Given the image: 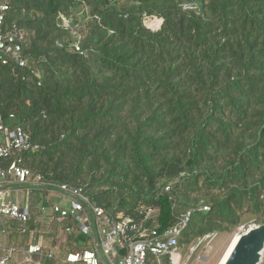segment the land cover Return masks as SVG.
I'll return each mask as SVG.
<instances>
[{"label": "trees", "instance_id": "obj_1", "mask_svg": "<svg viewBox=\"0 0 264 264\" xmlns=\"http://www.w3.org/2000/svg\"><path fill=\"white\" fill-rule=\"evenodd\" d=\"M7 2L28 64L0 66V108L37 146L26 167L133 218L137 238L189 210L180 244L264 223V0ZM9 229L28 243L18 221ZM48 237L54 256L28 264H78L68 252L91 248L75 223L59 249Z\"/></svg>", "mask_w": 264, "mask_h": 264}, {"label": "built area", "instance_id": "obj_2", "mask_svg": "<svg viewBox=\"0 0 264 264\" xmlns=\"http://www.w3.org/2000/svg\"><path fill=\"white\" fill-rule=\"evenodd\" d=\"M9 9L7 0H0V66L25 68L28 56L29 31L16 23L6 27V12ZM65 24L68 25L67 21ZM76 49L80 50L76 43ZM1 81V70H0ZM37 146L32 145L21 126L10 128L0 108V159H10L7 167L0 166V216L5 220H15L21 225L22 233L30 231L29 224L33 220L42 223H59L61 235L68 234L74 225L89 238L91 248L70 251L65 261L78 264H148V255L169 257L171 264H181L182 251L180 235L188 224L191 211L182 215L179 225H175L163 233L153 229L141 232L144 238L131 234L136 229L135 221L129 216L116 218L112 211L91 201L84 190L67 183L56 184L45 179L24 165V155ZM11 187H24L28 191H42L49 196H58L59 201L50 202L48 208L45 199L38 205L37 214L24 208L15 199L9 197ZM169 189V186L167 187ZM207 208V207H205ZM241 226L239 231H245ZM212 234L198 240L202 243ZM43 236L37 243L29 246L28 252L36 255H47L43 244ZM65 238V237H64ZM66 240V239H65ZM3 245L0 244V251ZM14 249L8 248L7 255L0 259V264H7Z\"/></svg>", "mask_w": 264, "mask_h": 264}, {"label": "crops", "instance_id": "obj_3", "mask_svg": "<svg viewBox=\"0 0 264 264\" xmlns=\"http://www.w3.org/2000/svg\"><path fill=\"white\" fill-rule=\"evenodd\" d=\"M0 184H3L1 186L7 187L1 180H0ZM8 196L18 201L22 207L29 208L31 209V211H34L35 214H37L38 212V205L42 199H45L48 208L50 207L51 204L50 202H57L60 200L58 196L52 197L38 190L28 191L24 187L16 188V190L13 189V187H11V193ZM35 223L36 224L33 225H31L32 223L29 224L31 225V227L29 226L30 231L27 233H22L21 225H20V229L18 231L22 235L28 237V243L23 244L19 248H17L13 244H11L12 231L9 229L11 221L5 220L0 216V244L3 245V249L0 251V259L3 256L7 255L8 248H12L14 249V252L7 264H28L32 262L33 256L36 254H30L28 252V249L30 244L38 242L40 236H43L42 239H43V244L46 247L45 248L46 253H51L52 257L54 256V253L57 250L50 248L49 245L51 241L49 240L48 235L56 234L57 237L56 248L59 249L61 247V243L67 240L68 234L67 235L64 234V236L63 234L61 235V231H60L61 225L59 223L49 224V223H42L40 221L38 222L37 220H35Z\"/></svg>", "mask_w": 264, "mask_h": 264}, {"label": "rangeland", "instance_id": "obj_4", "mask_svg": "<svg viewBox=\"0 0 264 264\" xmlns=\"http://www.w3.org/2000/svg\"><path fill=\"white\" fill-rule=\"evenodd\" d=\"M145 22L152 29H159L163 23V20L158 17H149L145 19ZM255 223L257 222L247 219L246 222L240 226L233 228L231 232L225 234L214 233L200 244L198 241L192 244L182 243L181 264H218L234 236L241 232L239 231L240 227L245 226L247 229L250 225ZM80 249H82V247L78 246L77 250ZM72 250L74 251V249Z\"/></svg>", "mask_w": 264, "mask_h": 264}, {"label": "water", "instance_id": "obj_5", "mask_svg": "<svg viewBox=\"0 0 264 264\" xmlns=\"http://www.w3.org/2000/svg\"><path fill=\"white\" fill-rule=\"evenodd\" d=\"M264 223L237 233L218 264H264Z\"/></svg>", "mask_w": 264, "mask_h": 264}]
</instances>
